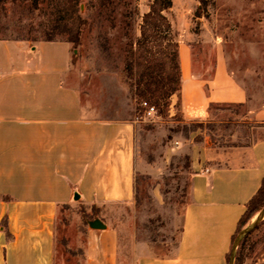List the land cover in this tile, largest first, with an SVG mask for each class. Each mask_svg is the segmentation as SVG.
<instances>
[{
    "label": "crops",
    "instance_id": "0c3cea01",
    "mask_svg": "<svg viewBox=\"0 0 264 264\" xmlns=\"http://www.w3.org/2000/svg\"><path fill=\"white\" fill-rule=\"evenodd\" d=\"M179 49L182 88L173 96L185 120L209 118L214 104L248 102L226 60L204 78ZM74 69L71 42L0 39V264H57L61 205L137 203L133 99L121 116L92 114ZM249 114L264 129V110ZM190 154V200L177 242L165 252L134 239L129 256L119 229L101 218L105 227L94 228L95 218L86 230L84 264L129 258L133 264H228L238 222L264 178V137L228 147L194 142Z\"/></svg>",
    "mask_w": 264,
    "mask_h": 264
},
{
    "label": "rangeland",
    "instance_id": "374dc122",
    "mask_svg": "<svg viewBox=\"0 0 264 264\" xmlns=\"http://www.w3.org/2000/svg\"><path fill=\"white\" fill-rule=\"evenodd\" d=\"M152 1L130 0L113 9L101 8L98 0H40L38 7L33 0H0V38L38 41L47 36L56 19L81 16L84 24L81 43L73 49V81L88 98L85 104L91 102L92 114L117 117L125 114L133 99L127 82L126 43L140 36L142 16ZM199 5V0H173L166 12L179 47L186 49L189 65L204 78L213 75L218 60H226L231 74L247 90L248 102L214 104L209 118L187 121L176 95L171 97L168 116L157 109L156 116L145 119L140 117L145 106L133 99L141 167L137 203L102 208L77 203L59 206L57 264H84L86 230L95 218L119 229L129 256L134 239L153 241L159 251L166 252L179 238L190 200L194 142L207 140L228 147L264 137V129L255 128L262 123L249 119V113L264 110V0H209L197 16ZM198 123H202L200 127ZM177 141L180 145L175 148ZM260 211L242 228L248 232L235 246L234 264L241 244L242 264H264V217L259 219ZM131 259L126 264H133Z\"/></svg>",
    "mask_w": 264,
    "mask_h": 264
},
{
    "label": "trees",
    "instance_id": "16d2710c",
    "mask_svg": "<svg viewBox=\"0 0 264 264\" xmlns=\"http://www.w3.org/2000/svg\"><path fill=\"white\" fill-rule=\"evenodd\" d=\"M39 1L33 0V5L38 7ZM129 1L98 0V5L101 8L111 7L114 9L117 4L127 5ZM199 2L197 16L202 15L209 0H199ZM172 6L173 0H153L149 10L142 16L140 36L126 43L127 82L131 88L133 99L139 104L147 101L165 116L169 115L171 97L174 94H178L180 97L182 88L179 42L175 39L172 22L166 14ZM83 24L84 19L79 15L75 19H56L47 36L41 40H66L72 43L74 49L81 43ZM58 35L65 36V38L57 39ZM73 63L75 64L74 52ZM178 104L180 105V98ZM198 124L197 127H200L202 123ZM263 207L264 178L258 191L247 203V209L238 222L237 230L233 235L231 251L227 255L228 264H230L234 241L238 234ZM6 220L7 217L5 222ZM241 246L235 258V264H242Z\"/></svg>",
    "mask_w": 264,
    "mask_h": 264
},
{
    "label": "water",
    "instance_id": "95a60500",
    "mask_svg": "<svg viewBox=\"0 0 264 264\" xmlns=\"http://www.w3.org/2000/svg\"><path fill=\"white\" fill-rule=\"evenodd\" d=\"M76 198H79V194L76 193L75 195ZM264 217V208L260 211V217L259 219L263 218ZM91 226L94 227V228H104L105 227V224L102 223V221L100 219H95L91 222ZM248 232V230L243 229L237 236V238L235 239L234 241V245H233V249H232V254L234 253L235 251V246L236 244L239 242L240 238L245 235L246 233ZM232 254H231V258H232ZM230 264H234L232 262V260H230Z\"/></svg>",
    "mask_w": 264,
    "mask_h": 264
},
{
    "label": "built area",
    "instance_id": "2783aa9c",
    "mask_svg": "<svg viewBox=\"0 0 264 264\" xmlns=\"http://www.w3.org/2000/svg\"><path fill=\"white\" fill-rule=\"evenodd\" d=\"M145 106V114L143 116H140L142 119H145L149 116H156L157 115V108L154 105H150L147 101H143L141 103ZM180 143L177 141L175 142V148L178 147Z\"/></svg>",
    "mask_w": 264,
    "mask_h": 264
}]
</instances>
